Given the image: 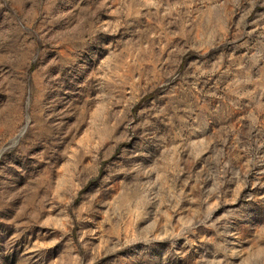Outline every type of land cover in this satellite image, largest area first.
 Listing matches in <instances>:
<instances>
[{
    "label": "rangeland",
    "instance_id": "obj_1",
    "mask_svg": "<svg viewBox=\"0 0 264 264\" xmlns=\"http://www.w3.org/2000/svg\"><path fill=\"white\" fill-rule=\"evenodd\" d=\"M0 264H264V0H0Z\"/></svg>",
    "mask_w": 264,
    "mask_h": 264
}]
</instances>
